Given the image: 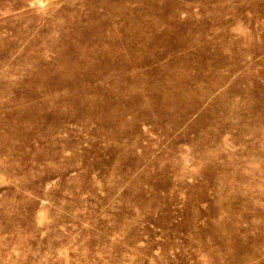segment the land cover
<instances>
[{"label": "rangeland", "instance_id": "374dc122", "mask_svg": "<svg viewBox=\"0 0 264 264\" xmlns=\"http://www.w3.org/2000/svg\"><path fill=\"white\" fill-rule=\"evenodd\" d=\"M0 264H264V0H0Z\"/></svg>", "mask_w": 264, "mask_h": 264}, {"label": "bare ground", "instance_id": "6f19581e", "mask_svg": "<svg viewBox=\"0 0 264 264\" xmlns=\"http://www.w3.org/2000/svg\"><path fill=\"white\" fill-rule=\"evenodd\" d=\"M137 27V26H136ZM76 38H78V37H76ZM79 39V38H78ZM76 45V44H75ZM75 45H73V44H71L70 45V47L68 48V49H63L62 50V53H65V54H70L71 53V51H70V49L73 51V49L72 48H75L76 46ZM74 52H78V50L77 51H74ZM71 55H73V54H71ZM70 56V55H69ZM68 57V56H67ZM79 59H84L85 57L83 56V54H81V51H80V54L77 56ZM64 60V59H63ZM84 60H86V59H84ZM66 61V60H65ZM75 62V61H74ZM66 63V62H65ZM230 233V232H229ZM232 236V235H231Z\"/></svg>", "mask_w": 264, "mask_h": 264}]
</instances>
